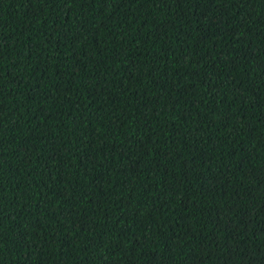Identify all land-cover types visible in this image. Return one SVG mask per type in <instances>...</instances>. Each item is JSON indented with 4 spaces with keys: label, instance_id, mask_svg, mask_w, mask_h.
<instances>
[{
    "label": "trees",
    "instance_id": "trees-1",
    "mask_svg": "<svg viewBox=\"0 0 264 264\" xmlns=\"http://www.w3.org/2000/svg\"><path fill=\"white\" fill-rule=\"evenodd\" d=\"M0 264H264V0H0Z\"/></svg>",
    "mask_w": 264,
    "mask_h": 264
}]
</instances>
